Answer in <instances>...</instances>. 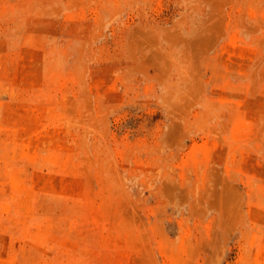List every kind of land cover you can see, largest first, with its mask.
<instances>
[{
    "label": "rangeland",
    "instance_id": "obj_1",
    "mask_svg": "<svg viewBox=\"0 0 264 264\" xmlns=\"http://www.w3.org/2000/svg\"><path fill=\"white\" fill-rule=\"evenodd\" d=\"M0 264H264V0H0Z\"/></svg>",
    "mask_w": 264,
    "mask_h": 264
}]
</instances>
